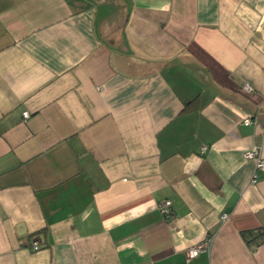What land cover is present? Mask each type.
<instances>
[{
    "label": "crops",
    "instance_id": "crops-1",
    "mask_svg": "<svg viewBox=\"0 0 264 264\" xmlns=\"http://www.w3.org/2000/svg\"><path fill=\"white\" fill-rule=\"evenodd\" d=\"M248 151L264 0H0V264H264Z\"/></svg>",
    "mask_w": 264,
    "mask_h": 264
},
{
    "label": "built area",
    "instance_id": "built-area-1",
    "mask_svg": "<svg viewBox=\"0 0 264 264\" xmlns=\"http://www.w3.org/2000/svg\"><path fill=\"white\" fill-rule=\"evenodd\" d=\"M243 87L247 91L251 90V87L248 84H245ZM28 116H29V113L27 111H24L23 112V118H27ZM251 122L252 121L250 118H245L243 120L244 124H250ZM205 149H206V146H202L201 152L205 151ZM244 156H245V158H253V157L256 158L255 173H254V177H253V181H255L259 177V174L261 172H264V158L256 157L257 155L254 151H248L244 154ZM158 209H159L160 213L163 215V217H165V219H169L173 216V212H172V208H171V201L169 199H164L161 202H159ZM227 216L228 215L226 213L222 214L223 219H226ZM208 245H209V241L206 240L199 245H195L194 247L189 248L186 252L187 258L192 259V258L196 257L198 255V253L200 252V250L203 248H207ZM32 248L34 250H37L39 248L38 243L33 242Z\"/></svg>",
    "mask_w": 264,
    "mask_h": 264
},
{
    "label": "trees",
    "instance_id": "trees-1",
    "mask_svg": "<svg viewBox=\"0 0 264 264\" xmlns=\"http://www.w3.org/2000/svg\"><path fill=\"white\" fill-rule=\"evenodd\" d=\"M245 243L252 249L264 244V229L255 228L241 231Z\"/></svg>",
    "mask_w": 264,
    "mask_h": 264
}]
</instances>
